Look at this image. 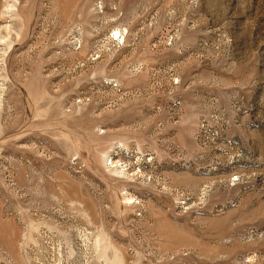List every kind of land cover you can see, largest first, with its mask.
Masks as SVG:
<instances>
[{"label":"rangeland","instance_id":"obj_1","mask_svg":"<svg viewBox=\"0 0 264 264\" xmlns=\"http://www.w3.org/2000/svg\"><path fill=\"white\" fill-rule=\"evenodd\" d=\"M0 264H264V0H0Z\"/></svg>","mask_w":264,"mask_h":264}]
</instances>
